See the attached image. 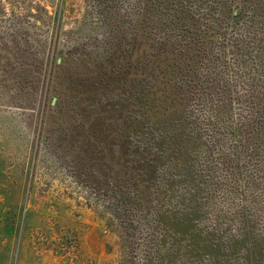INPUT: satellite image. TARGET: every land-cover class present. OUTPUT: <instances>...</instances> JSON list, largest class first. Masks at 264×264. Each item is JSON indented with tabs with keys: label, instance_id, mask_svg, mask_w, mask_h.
<instances>
[{
	"label": "trees",
	"instance_id": "trees-1",
	"mask_svg": "<svg viewBox=\"0 0 264 264\" xmlns=\"http://www.w3.org/2000/svg\"><path fill=\"white\" fill-rule=\"evenodd\" d=\"M104 8L110 35L103 57L76 74L56 65L68 85L80 80L71 102L72 90L52 91L60 100L59 117L52 115L56 143L74 157L77 174L101 165L115 175L105 179L118 205H131L124 213L154 209L156 222L161 209L148 192L162 177L181 183L186 221L198 216L202 194L211 197L218 170L236 183L242 168L255 166L250 188L264 191V0H107ZM234 104L247 105L250 116L235 119ZM183 234L186 264H200L202 249L214 252L191 229ZM252 251L261 255L262 247Z\"/></svg>",
	"mask_w": 264,
	"mask_h": 264
},
{
	"label": "rangeland",
	"instance_id": "rangeland-1",
	"mask_svg": "<svg viewBox=\"0 0 264 264\" xmlns=\"http://www.w3.org/2000/svg\"><path fill=\"white\" fill-rule=\"evenodd\" d=\"M106 1L0 0V264H186L188 229L214 250H200V264H264L263 185H249L255 166L242 168L236 183L218 170L211 197L200 196L198 216L189 221L181 183L162 177L148 192L161 209L156 222L154 209L137 205L124 213L131 205H118V191L105 179L115 175L99 165L79 176L74 157L57 145L52 115L59 117L60 100L52 91L72 90L71 102L80 80L68 85L56 65L76 74L103 57ZM233 85L245 93L237 78ZM233 111L235 119L250 116L247 105L234 104ZM226 139L236 145V138Z\"/></svg>",
	"mask_w": 264,
	"mask_h": 264
},
{
	"label": "water",
	"instance_id": "water-1",
	"mask_svg": "<svg viewBox=\"0 0 264 264\" xmlns=\"http://www.w3.org/2000/svg\"><path fill=\"white\" fill-rule=\"evenodd\" d=\"M53 102H54V100H53Z\"/></svg>",
	"mask_w": 264,
	"mask_h": 264
}]
</instances>
